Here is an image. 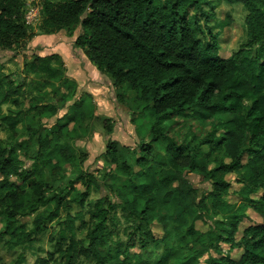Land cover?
Wrapping results in <instances>:
<instances>
[{"label": "trees", "instance_id": "obj_1", "mask_svg": "<svg viewBox=\"0 0 264 264\" xmlns=\"http://www.w3.org/2000/svg\"><path fill=\"white\" fill-rule=\"evenodd\" d=\"M222 3L246 12L244 42L227 59L218 55V35L209 24ZM39 6L33 32L25 0H0V51L14 53L33 37L61 31L71 37L80 28L73 46L110 79L119 101L132 94L125 103L150 123L136 149L106 144L101 158L108 168L100 175L110 171L114 180L106 189L81 169L70 179L63 174L64 166L81 168L86 161L63 139L85 120L89 99L74 100L70 115L42 134L38 124L27 126L37 148L32 160L16 139L17 116H0L15 140L8 148L0 144V244L21 250L16 264L46 234L63 264H198L204 255L205 264H264V0H40ZM31 60L24 65L28 74L61 78L62 70L52 66L57 55ZM7 79L0 71V106L20 92ZM42 110L56 114L54 106ZM177 124L180 141L169 136ZM186 173L211 191L199 200ZM230 174L240 186L238 206L224 202ZM77 182L83 192L75 190ZM92 188L106 195L103 202L90 200ZM249 207L261 223L235 239ZM30 217V225L21 222ZM213 217L206 232L196 230L195 223ZM224 245L241 255L231 259Z\"/></svg>", "mask_w": 264, "mask_h": 264}, {"label": "rangeland", "instance_id": "obj_2", "mask_svg": "<svg viewBox=\"0 0 264 264\" xmlns=\"http://www.w3.org/2000/svg\"><path fill=\"white\" fill-rule=\"evenodd\" d=\"M36 1L39 2V0H35L34 2ZM51 1L62 2L64 0ZM32 3L31 0H25L26 6L33 9V13L28 12L26 16L29 18L28 22L31 24L32 31L35 32L34 30L36 29L35 27L38 24L40 15L36 22L37 17L33 16L36 6H33ZM38 7L40 6L38 5ZM245 17V10L238 4L228 5L222 3L214 11V18L209 24L210 26H214L213 32L218 35V55L221 58H229L237 50L238 46L244 42ZM226 22L228 24H225ZM222 23L224 25L221 28L218 24ZM80 34V28H77L73 31L71 37L68 31H61L56 35L50 36H36L19 51L14 53L0 51L1 75L8 77L7 82L11 81L14 87L20 86V92L13 98V102L0 106V116H9L11 118L17 116L16 139L20 143H25L24 145L27 147L28 154L27 158L32 160L37 148L34 140H28V134H25L28 132L26 131L27 126L38 124L39 128L41 127L39 132L42 134V132L49 130L63 116L70 115V109L74 100L89 99L93 107L86 112L85 120L77 123L76 127L73 128L74 134L72 136L64 137L63 139L64 143L72 147L77 153H85L87 155L86 161L81 168L64 166L63 174H66L70 179L73 173L81 169L83 172L97 177L99 184L103 183L107 189L114 180L109 175L110 171L104 177L100 175L105 168H108L107 164L106 166L104 165L101 158L106 144L108 142H116L120 147L136 149L141 140H146L148 123L150 122L146 116L140 117L134 110L131 102L128 103L126 101L125 103V99H130L133 96L132 94L128 93L127 96L124 95L123 101H119L117 98L118 93L112 87L110 79L101 74L93 64L88 63L82 51L73 46ZM52 55H57L60 58L57 62L52 63V66L62 70L60 79L50 81L41 75L28 74L27 70L24 69V65L30 64L32 61V56L47 57ZM69 83L75 85V91L69 88ZM71 92L74 94L71 101H67L66 103L60 101L62 97L68 96ZM51 106L56 108V114L52 117L47 114V110H42L43 108H48L49 110ZM41 113L43 114L42 116ZM33 116H36L34 121L31 119ZM179 126L180 124L174 126L169 133V136L174 137L178 141L181 140ZM72 127L73 124H70L68 130L70 131ZM107 129H110L109 134H107ZM9 133L8 122H0V144L2 147L8 148L15 143V140L13 141V139L9 138ZM199 151L204 153L207 151V148L202 147ZM157 152L163 154L164 150L161 147ZM18 153L23 161H26L25 166H30L31 162L21 156L23 154L22 150H19ZM114 168L113 166L112 170ZM48 173L50 174V172H46V174ZM47 179L50 178L47 177ZM186 179L193 188L199 191V200L211 191V186L203 183L197 175L186 173ZM235 179L236 175L234 174L226 176V181L230 184V188L228 196L224 198V202L238 206L241 204V199L237 195L240 186L236 183ZM48 181H51V179ZM74 188L76 191H84L79 182L74 184ZM95 189H91L90 200L103 202L105 200L103 198L106 195L104 193L98 194V190L96 191ZM102 190L103 187H101ZM260 195L261 193L258 192V194L251 195V198L257 199ZM109 197L112 196L109 195ZM74 212L75 210L70 211L71 215ZM242 213H244L245 218L241 219L238 224L237 231L239 232L235 234V239H239L240 233L246 227L261 223V218L251 207L243 210ZM32 219L33 217L24 218L21 222L30 225ZM215 219L216 217H213L212 220H208L205 224L201 222L195 223L196 230L203 233L206 232L208 226ZM2 227L3 223L0 221V231ZM152 231L155 232L156 237L159 236L160 229H157L156 225L152 227ZM54 246L55 241H51L49 235L46 234L40 242L35 243L34 250L24 251L23 259L19 260L20 263L18 264H42L43 262L46 264H63V261L59 259L55 252L56 248ZM7 249L0 244V264H16V259L21 254V250L8 251ZM228 249V245L222 246V250L225 253L228 252L227 254L231 259L236 260L241 255L240 251L231 250L229 252ZM50 254L53 255V258L49 257ZM211 255L214 256V254ZM207 257V255L202 256L198 264H205L204 262Z\"/></svg>", "mask_w": 264, "mask_h": 264}, {"label": "built area", "instance_id": "obj_3", "mask_svg": "<svg viewBox=\"0 0 264 264\" xmlns=\"http://www.w3.org/2000/svg\"><path fill=\"white\" fill-rule=\"evenodd\" d=\"M35 0H31V3H32V5L33 6H36V8H35V13H34V17H37L36 18V22L38 21V18H39V7H38V5H39V2L38 1H36V2H34ZM40 1V0H39ZM25 20H26V22L29 24V25H31L29 22H28V17L26 16L27 15V13L28 12H30V13H33V9H31L29 6H26V4H25Z\"/></svg>", "mask_w": 264, "mask_h": 264}, {"label": "crops", "instance_id": "obj_4", "mask_svg": "<svg viewBox=\"0 0 264 264\" xmlns=\"http://www.w3.org/2000/svg\"><path fill=\"white\" fill-rule=\"evenodd\" d=\"M83 54V53H82ZM84 56V55H83ZM85 57V56H84ZM85 60H86V58H85ZM87 61V60H86Z\"/></svg>", "mask_w": 264, "mask_h": 264}]
</instances>
